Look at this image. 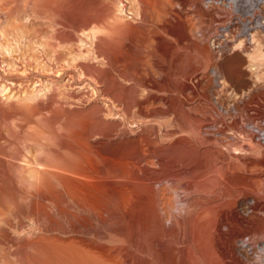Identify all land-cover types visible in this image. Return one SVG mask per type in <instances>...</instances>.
<instances>
[{
  "label": "bare ground",
  "instance_id": "bare-ground-1",
  "mask_svg": "<svg viewBox=\"0 0 264 264\" xmlns=\"http://www.w3.org/2000/svg\"><path fill=\"white\" fill-rule=\"evenodd\" d=\"M208 1L202 6V1H195L200 6L199 12L223 10L229 19L223 24L222 32L228 34L235 25V17L239 27L237 37L249 42L253 54L264 55V16L261 14L264 0ZM51 4L43 5L75 26L105 22L108 30L115 31L116 37H96L95 56L92 54L91 60L102 57L109 64L115 63L118 46H126L140 38L144 23L152 14H161L163 18L169 15L175 21L164 18L161 25H156L158 40L164 39L163 35L187 36L180 18L165 13L161 0H136L137 8L130 19L113 15L110 21H107L110 8L100 1L64 0L57 7ZM117 11L121 13L122 9ZM234 48L245 52L243 41ZM139 51L135 48L134 53L137 55ZM159 51L167 55L169 50L162 47ZM172 57L179 60L177 69L181 73H185L193 61L189 52L181 53L178 49ZM84 70L91 72L97 83L102 84V93L122 108L126 121L131 118L133 108L138 109L143 124L150 117L141 108L144 103L137 100L133 88L116 85L108 72L98 66L84 65ZM175 86L178 91L184 88L178 83ZM54 97H49L48 107L54 102L58 107H52L49 115L40 120L42 125L53 130V135L47 143L36 145L35 165L31 170L20 167L16 159L6 164L1 175L0 196L16 200L19 193L28 192L31 195L29 203L19 200L27 204L37 227H66L72 232L92 233L95 238H105L108 242H83L77 251L30 234L31 237L18 243L14 253L16 261L22 264H120L124 259L133 264H264V220L254 225V238L239 241L253 255L252 263L238 256L231 245L235 233L242 239L247 231L241 228L242 219L231 212L226 198H231L235 191L247 192L243 185L247 159L236 156L235 161H229L227 156L217 155L212 148L202 151L199 126L180 115L179 100L173 99L170 110L177 116L179 126H186L193 132V143L182 138L156 147L147 132L153 127L146 128L136 138H131L128 134L133 131L126 129L122 137L111 141V136L128 122L105 120L101 115L104 110L97 105L85 112L70 109L68 106L73 103L59 102ZM13 114L0 104L3 122H8ZM18 130L17 138L23 144L33 136L25 125L18 126ZM93 135H100L102 140L88 141ZM85 136L88 142L82 140ZM171 136V132L166 131L162 137ZM221 159L224 164L217 163ZM152 160H156L159 169L149 171L146 168L140 175L142 171L137 166L143 161L152 165ZM47 161L58 162L59 166L52 169L45 164ZM231 170L239 172L231 173ZM187 173L191 176L190 182L181 178ZM170 190L173 193L182 191V203L169 197ZM218 190L223 192L225 200L215 195ZM251 193L256 192L253 189ZM256 200L264 201V196ZM46 201L50 204L49 211L47 203L44 204L46 208L41 204ZM227 223L232 228L227 233L221 232V225Z\"/></svg>",
  "mask_w": 264,
  "mask_h": 264
},
{
  "label": "rangeland",
  "instance_id": "rangeland-1",
  "mask_svg": "<svg viewBox=\"0 0 264 264\" xmlns=\"http://www.w3.org/2000/svg\"><path fill=\"white\" fill-rule=\"evenodd\" d=\"M63 1L0 0V104L14 113L8 122L0 118V188L6 164L16 159L20 167L31 170L35 165L36 145L47 143L49 136L53 135L52 129L40 123L41 119L49 115L52 107H58L56 102L48 107L49 97L54 95L59 102L73 103L68 107L82 112L97 105L104 110L101 115L105 120L123 124L128 122L111 136V141L122 137L126 129L133 131L128 134L131 138H136L146 128L153 127L152 131L147 132L156 147L172 144L182 138L193 143V132L186 126H179L177 116L170 110L176 98L180 101V115L199 126L198 132L202 137L199 148L202 151L212 148L217 155L227 156L229 161H235L236 156L247 159L248 166L243 172V185L247 192L242 194L235 191L226 200L231 204V212L242 219L241 228L247 231L242 239H238L239 234L235 233L231 245L238 256L252 263L253 255L239 241L254 238V225L264 220V201L256 200V197L264 196V84L254 88L251 93L248 90V95H252L245 96L228 89L224 83L225 75L232 87H243L242 77L246 66L249 71L245 60L255 62L248 57L255 55L249 42L237 37L239 27L235 17V25L231 27V34H228L222 32V26L229 18L220 8L204 14L199 12L200 6L196 0H161L165 13L180 18L178 20L187 30V36L178 38L163 35L164 39L158 40L155 36L159 31L156 25H161L164 18L175 21L169 15L163 18L161 14H152L148 22L144 23L142 36L126 46L119 45L120 48L115 51V63L109 64L102 57L91 60V56H95L96 37H112L115 31L108 30L105 22L75 26L43 5L51 2L52 7H57ZM79 1H100L108 5L107 21L113 15L130 19L137 8L136 0ZM199 1H202L201 6L209 3L208 0ZM262 6L261 14L264 16ZM119 8L122 9L121 13L117 11ZM240 41L244 43L245 52L234 50ZM137 47L140 51L136 55L134 52ZM162 47L169 50L167 55L159 51ZM176 49L181 53L187 51L193 57L185 73L178 71L179 60L172 57ZM128 64L130 66L127 67ZM84 65L98 66L108 72L116 85L133 88L137 100L144 103L141 108L150 115L143 121L145 123L141 122L137 108L132 109L131 118L126 121L122 108L102 93V84L97 83L91 72L84 70ZM174 80L184 88L178 91ZM21 125L33 133L24 144L16 135ZM166 131H170L172 136L162 137ZM87 138L85 136L82 140L86 141ZM101 140L100 135H93L88 141ZM151 163L147 165L143 161L137 166L142 171L140 175L146 168L149 171L159 169L156 160ZM217 163L224 164L222 159ZM45 164L52 169L59 166L55 161ZM234 172L239 171L231 170V173ZM181 178L184 182L191 181L189 173ZM253 189L256 192L254 194L251 193ZM169 192V197H175L177 202L182 203L181 190ZM18 195L16 200L0 196V264H22L15 260L14 253L18 243L31 235H39L51 244L77 251L83 242H108L105 238H95L92 233L72 232L66 227H37L35 218L25 204L29 203L31 195L28 192ZM215 195L221 201L225 200L222 191L218 190ZM41 204H46L45 208L50 210L47 201ZM230 227L229 223L221 225V232L227 233ZM120 261V264H133L124 259Z\"/></svg>",
  "mask_w": 264,
  "mask_h": 264
},
{
  "label": "crops",
  "instance_id": "crops-1",
  "mask_svg": "<svg viewBox=\"0 0 264 264\" xmlns=\"http://www.w3.org/2000/svg\"><path fill=\"white\" fill-rule=\"evenodd\" d=\"M250 60H254L255 62H247L245 60V64H248V67H245L244 75L242 77L243 87H232L231 81L224 75L223 80L224 83L228 86V89H232L235 93H243L245 96L248 95V90L251 93V91H254V88H257L259 85L264 84V55H248ZM246 59V56L244 57ZM230 63V61H228ZM227 63V64H228ZM239 80L240 77H239ZM238 81V80H236ZM252 129V127H250Z\"/></svg>",
  "mask_w": 264,
  "mask_h": 264
}]
</instances>
